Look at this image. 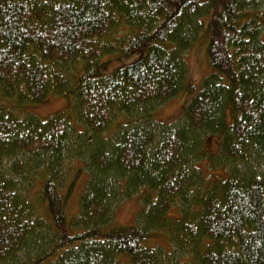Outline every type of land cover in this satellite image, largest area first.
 <instances>
[{"label":"trees","instance_id":"16d2710c","mask_svg":"<svg viewBox=\"0 0 264 264\" xmlns=\"http://www.w3.org/2000/svg\"><path fill=\"white\" fill-rule=\"evenodd\" d=\"M199 38L201 87L184 58ZM182 92L181 117L150 123ZM56 95L72 102L47 118L6 105ZM213 134L229 170L210 180L195 161ZM66 159L88 169L71 214ZM0 264H264V0H0Z\"/></svg>","mask_w":264,"mask_h":264},{"label":"rangeland","instance_id":"374dc122","mask_svg":"<svg viewBox=\"0 0 264 264\" xmlns=\"http://www.w3.org/2000/svg\"><path fill=\"white\" fill-rule=\"evenodd\" d=\"M196 40L195 44L189 50H186L184 58L188 66L187 80L201 87L203 79L212 72V68L208 59L206 40H203L202 38ZM138 55L139 53L123 60H114L106 71H111L118 65L131 63L138 57ZM190 99V96L186 92H182L172 99L164 102L162 105L157 106L153 109V118L149 119L150 123L156 125V122H172L177 120L182 116L184 106L188 103V101H190ZM71 102L72 100L69 98L56 95L50 96L40 103H27L18 106L17 104L10 105V103H7L6 105L7 107H17L19 113L25 110L23 115L26 113L27 115H35L39 118H47L58 112L67 110ZM130 119L132 118L130 117ZM127 120L128 118L124 119L120 116L117 118V123H125ZM227 121L229 123L231 122L229 114ZM219 142L220 134H213L210 135V137H207L204 141V145L209 153L206 154L204 158H200L195 161L199 166L206 169L207 178L210 180H215L226 175L229 170L228 166L210 160L211 157L217 153ZM64 168V176H66L69 181L75 177L77 169L82 168L76 177V184L73 192L66 199L67 213H76L79 209L78 194L82 192L86 185L88 179V169L84 166V161L82 159H66V166H64ZM24 186L27 187L26 182H24ZM139 195L140 192L135 193L130 197H119L115 200L113 212L116 223L123 226H129L135 223L138 209L142 203L139 201ZM170 214L178 216L179 212L176 211V209H173ZM50 237L52 236L50 235ZM152 239L153 243L160 247L165 253L166 251H172L165 232L154 231Z\"/></svg>","mask_w":264,"mask_h":264},{"label":"bare ground","instance_id":"6f19581e","mask_svg":"<svg viewBox=\"0 0 264 264\" xmlns=\"http://www.w3.org/2000/svg\"><path fill=\"white\" fill-rule=\"evenodd\" d=\"M69 160V159H68Z\"/></svg>","mask_w":264,"mask_h":264}]
</instances>
